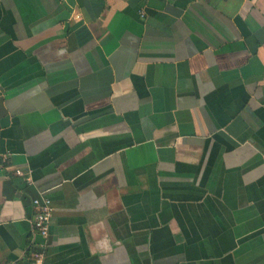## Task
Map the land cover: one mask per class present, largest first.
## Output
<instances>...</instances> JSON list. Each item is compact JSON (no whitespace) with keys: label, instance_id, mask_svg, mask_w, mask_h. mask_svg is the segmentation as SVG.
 Returning a JSON list of instances; mask_svg holds the SVG:
<instances>
[{"label":"crops","instance_id":"1","mask_svg":"<svg viewBox=\"0 0 264 264\" xmlns=\"http://www.w3.org/2000/svg\"><path fill=\"white\" fill-rule=\"evenodd\" d=\"M41 195L46 264H264V0H0V264Z\"/></svg>","mask_w":264,"mask_h":264},{"label":"built area","instance_id":"2","mask_svg":"<svg viewBox=\"0 0 264 264\" xmlns=\"http://www.w3.org/2000/svg\"><path fill=\"white\" fill-rule=\"evenodd\" d=\"M18 175H27L30 180V173L24 172L23 169L17 168L14 171ZM35 213L31 220L33 228L37 234L44 238V242L33 252L28 264H46V248L50 234V222L53 212L52 199L49 196L41 195L34 199Z\"/></svg>","mask_w":264,"mask_h":264}]
</instances>
